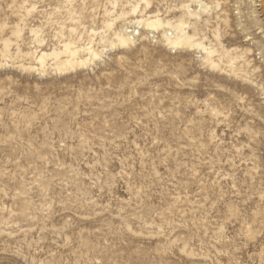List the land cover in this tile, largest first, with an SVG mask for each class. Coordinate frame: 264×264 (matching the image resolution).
Listing matches in <instances>:
<instances>
[{
  "label": "rangeland",
  "instance_id": "374dc122",
  "mask_svg": "<svg viewBox=\"0 0 264 264\" xmlns=\"http://www.w3.org/2000/svg\"><path fill=\"white\" fill-rule=\"evenodd\" d=\"M0 264H264V0H0Z\"/></svg>",
  "mask_w": 264,
  "mask_h": 264
}]
</instances>
